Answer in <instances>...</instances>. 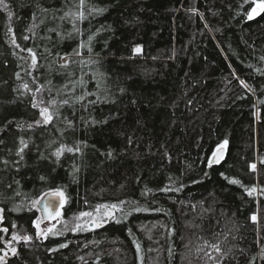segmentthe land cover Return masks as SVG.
<instances>
[{
  "label": "trees",
  "instance_id": "1",
  "mask_svg": "<svg viewBox=\"0 0 264 264\" xmlns=\"http://www.w3.org/2000/svg\"><path fill=\"white\" fill-rule=\"evenodd\" d=\"M5 2L0 229L8 232L0 231V255L8 253L6 264H264V12L248 18L253 0H86L81 34L63 40L72 24L59 17L75 11L78 0ZM33 23L38 27L30 32ZM89 36L91 52L73 54ZM27 48L37 55V70L29 68L31 57L21 50ZM61 57L69 59L67 69ZM81 78L83 86L70 94H95L62 107L52 124L35 126L39 111L21 85L52 87L55 95ZM20 139L28 142L23 160L16 155ZM225 140L224 159L209 166ZM62 144L80 151L56 162L51 154ZM251 188L257 191L249 196ZM57 190L65 197L63 220L118 204L120 222L105 218L100 227L38 235L41 215L32 201ZM13 234L31 240L16 242Z\"/></svg>",
  "mask_w": 264,
  "mask_h": 264
},
{
  "label": "snow or ice",
  "instance_id": "2",
  "mask_svg": "<svg viewBox=\"0 0 264 264\" xmlns=\"http://www.w3.org/2000/svg\"><path fill=\"white\" fill-rule=\"evenodd\" d=\"M253 4L254 7H252L250 13L248 14V18L252 19L254 14H259L260 12H264V0H253ZM85 5H86V0H78V3H76L73 7L76 9L75 11L72 10V8H69L68 11H65L64 14L62 16L59 17L60 20H67L68 22H70L72 24V30L70 32H68L65 35H61L60 39L63 40L65 38L68 39H72L75 38L76 35H80L81 34V30L78 27V22H83L84 20L87 19V15L85 14ZM0 7H2L3 9L7 10L9 8V6L7 5V3L5 2V0H0ZM39 7V5H38ZM41 12H47L48 9H40ZM94 11H96L97 13L102 12L103 9H95ZM89 14H91L89 12ZM13 13L8 10V17L9 19H11ZM55 18V17H54ZM33 21L36 20V15L35 13L32 16ZM40 23H44L43 20L40 21ZM38 27L37 24L33 23V25L28 29V31H33L34 28ZM12 29L9 28V32H11ZM49 32H55L56 29L55 28H50L48 29ZM59 35V33H58ZM25 40L29 39L28 36L24 37ZM93 39L92 36L88 37L87 41H81V43L77 46L76 49L73 50V54L79 56L80 55V49L82 48H87L89 52H91V47H90V43L91 40ZM12 44H14L17 48H19L20 46L18 44H16V40L15 37L13 36ZM22 51H27V53L29 54V56L31 57V63L29 65V68L32 70H37L38 68V60H37V55L36 53L33 51L32 48H27V49H21ZM134 53H140L142 51L140 46H137L133 49ZM23 59V58H22ZM62 61H64L63 63L60 64V68L61 69H67L69 66V59L65 58V57H61L60 58ZM75 62V61H72ZM91 62V61H90ZM29 75H31V72L28 73ZM17 79H20V74L17 73ZM69 75H71V73H69ZM33 82H36V78H33ZM70 83L72 84L71 89L69 90V85L65 84L62 88L60 89H56L55 91V95H52L53 89L52 87L49 88H45L44 85H38L35 89H32L29 87V84L27 82L23 83L21 85V88L24 89L26 92L31 93L33 100H32V107L38 109L39 111V116L40 119L36 120L34 122L35 126H41V127H45L47 125H50L53 123L54 119H58L59 115H60V109L64 106H69L72 107L77 103H81L86 96L88 95H94L95 93L92 92H86L84 94H81L79 96H72L70 93L75 91V88L77 85L79 86H83L84 81L83 78L77 80V81H70ZM240 83L245 87V88H249V85H247L244 81H240ZM48 84L51 85V80L48 81ZM97 87H100V82L97 81ZM47 91L49 93V98L47 100H45L43 93ZM37 93L40 94L39 98H37ZM99 99V97H97ZM90 103H95V101H91ZM67 124L69 127H71V121H67ZM29 128H32L33 125L29 124L28 125ZM0 143H2V141H0ZM20 147L16 153L17 156L20 157L21 160H23V153L25 151L26 148H28V142L25 141L24 139H20ZM228 141L225 140L220 146H218L217 148V152L213 153L214 158L217 157V153H221L223 152L224 148L226 147ZM80 149L79 147H69L66 145H60L59 148H57L54 152H52V156L55 157L56 162H59L60 158L64 155L65 152L67 153H74V152H79ZM215 162L218 163L219 162V158L214 159V161H210L209 162V166H211V164ZM4 164H7L8 161H3ZM262 163H264V161H262ZM251 169L253 171L256 170V165L252 164ZM41 179L43 180L44 177H41ZM227 179V177H226ZM229 183H233V184H240V181L235 180V179H231L229 180ZM10 187V185H9ZM245 191L247 192V194L249 196H252L254 193H256L257 189L256 188H251V189H245ZM262 193H264V189L261 190ZM53 196L55 197H59L60 198V207H63V204L65 202V197H64V193L61 190H57L55 192L52 193ZM41 200H34L32 201L33 207H35L37 204H40ZM124 202L121 201L120 204H123ZM49 207H50V203L49 201H44L43 202V210L48 213L49 217L53 216L52 212H49ZM101 209H103V214L100 217V220L97 221L96 219L93 218V213L92 212H81L80 213V217H89L90 218V222L93 223L96 227H100L102 226L104 219L108 218V219H116V222L119 223V219L116 218L115 216V212L117 211H123V209L120 207V205L118 204H105V205H99L96 207L95 212L97 214L101 213ZM143 209L140 208H136L135 211H141ZM3 212V209H0V213ZM129 213H125V215H128ZM55 216H60V212L59 210L55 211ZM78 218V219H79ZM0 220H2V216H0ZM251 220L255 223L258 221L257 215H252L251 216ZM35 227L37 229H39V222H34ZM13 227H15V225H13ZM55 226L50 227L47 229L46 232L44 233H40L38 232V235L43 234L45 236V238L47 237L48 233H51L52 235H61L62 233L54 231ZM73 231L76 230H84L81 224H76L75 228L72 229ZM0 231L7 233L8 229L7 228H3L0 229ZM0 240H3V237H0ZM12 240L14 241H20L23 240L25 242H28L31 240L30 236H18L16 234H13L12 236ZM135 242V241H134ZM8 243V242H6ZM60 247H67V245L65 244H61ZM211 247L217 252L220 253L221 252V248L219 246V244H213L211 245ZM136 248H137V252L139 253L140 251V245L139 243H136ZM0 251H3L2 249H0ZM11 252L13 255H17V249L15 247L11 248ZM8 253L4 252V255H0V264H6L5 261V256H7ZM142 260V258H141Z\"/></svg>",
  "mask_w": 264,
  "mask_h": 264
},
{
  "label": "rangeland",
  "instance_id": "3",
  "mask_svg": "<svg viewBox=\"0 0 264 264\" xmlns=\"http://www.w3.org/2000/svg\"><path fill=\"white\" fill-rule=\"evenodd\" d=\"M59 62L63 63L64 61L59 59ZM102 214H103V209H101V213L100 214H97L96 212L93 213V218L96 219L97 221H99L100 217L102 216ZM79 217L80 216L75 217V218H73L70 221H65L59 216L55 220H53L51 222H46L40 216V218L37 221V222H39L38 232L44 233V232L47 231L48 228L53 227V226H55L53 230L57 231V232H60V233L67 232V230L70 229V228L74 229L76 224H81L82 227L85 228V229H87L86 228L87 225L90 228H93L95 226L93 223L90 222V218L89 217H82V218H79ZM49 235H52V234L48 233L47 236H49ZM41 236L45 237L43 234H41ZM16 242H18V241H16ZM2 255H4V253Z\"/></svg>",
  "mask_w": 264,
  "mask_h": 264
},
{
  "label": "water",
  "instance_id": "4",
  "mask_svg": "<svg viewBox=\"0 0 264 264\" xmlns=\"http://www.w3.org/2000/svg\"><path fill=\"white\" fill-rule=\"evenodd\" d=\"M261 13L262 12H260L259 14H254L252 19L258 17ZM215 152H217V149L215 150ZM225 152H226V150L224 148L222 154L221 153H217V157L214 158V156L212 155L210 160H209V162L210 161H214V159H216V158H219V162L218 163H220L224 159ZM218 163L213 162L211 165H216ZM44 201H49V203H50L49 212L53 213L52 217H49L48 213H46L43 210V202ZM37 207H38V209L40 211V214H41L43 220L46 221V222H50V221L56 219L58 216H55V211L59 210V212L61 213L62 208H63V207H60V198L53 196L52 193H50V194L46 195L45 197H43L41 199V203L38 204Z\"/></svg>",
  "mask_w": 264,
  "mask_h": 264
}]
</instances>
